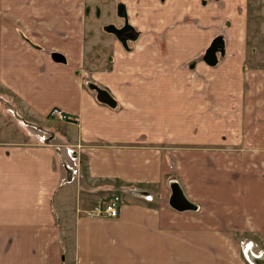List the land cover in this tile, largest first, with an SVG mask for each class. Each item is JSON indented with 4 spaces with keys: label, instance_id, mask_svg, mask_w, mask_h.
<instances>
[{
    "label": "crops",
    "instance_id": "obj_1",
    "mask_svg": "<svg viewBox=\"0 0 264 264\" xmlns=\"http://www.w3.org/2000/svg\"><path fill=\"white\" fill-rule=\"evenodd\" d=\"M60 1L58 11L53 0L1 8L0 264H212L202 228L264 232V68L248 61L241 0H117L119 36L98 6L86 19L88 6L72 11L82 0ZM53 108L76 122L44 125ZM5 116L32 130L18 135ZM170 183L195 210L169 205ZM139 189L152 201L130 198L114 218L85 214ZM215 201L227 209L219 222Z\"/></svg>",
    "mask_w": 264,
    "mask_h": 264
},
{
    "label": "rangeland",
    "instance_id": "obj_2",
    "mask_svg": "<svg viewBox=\"0 0 264 264\" xmlns=\"http://www.w3.org/2000/svg\"><path fill=\"white\" fill-rule=\"evenodd\" d=\"M2 1L4 3H2ZM8 1L10 2H6V0H0V14L2 11L1 8H3L4 12H7L8 11V9H6L7 6H9L10 8L15 7L19 3L18 0H8ZM104 1L105 3H103V0H86V1L82 0L81 5H79V2H78V5L77 6L74 5V9H73V6H72L73 3H72L70 4V6H67L66 11H69V9L71 11V9H73L72 11L74 15H77V14L81 15L83 12L82 6H88L90 10H89V13L85 15L86 19H88L89 16H93L92 14L95 13L94 7L98 6L100 8V13L102 14L104 12V14L101 17V21H103L104 23H107L108 25L116 24L120 22L117 14L113 13V9L117 12L116 10L117 0H104ZM241 2L247 14L246 34H247L248 47H249L248 61L250 62V65H254L258 68H264V0H241ZM60 3H61L60 0H53L52 10L58 11L61 8ZM118 12H121L120 5H118ZM18 22L22 23L21 21H18ZM120 28H116L110 25L107 32L108 34L110 35L113 34L114 36L116 35V30ZM222 43H224L223 39H222ZM50 112H49V115H50ZM17 121L19 120L16 119V121H14L13 123H10V119L7 118V116H5L2 118V126H5V128L8 127V125L15 126V128L17 129L18 135L23 134L22 129L27 130V131H29V129L32 130L29 127V124L19 125ZM42 123L44 125H49L53 128H57V124L61 125V124H66L70 122H61L60 120L51 116L46 122L44 119ZM58 127H61V126H58ZM70 130L73 131L74 128H70ZM26 136H27V133H26ZM171 185L172 184L170 183V190H169L170 193H169L168 200H167L168 203H169V198L172 194ZM139 190L137 191V193L136 191H132L131 193L114 192L112 193V195L119 196L120 205H122V203L124 202L129 201L130 198L133 200L140 199L141 203L143 202L147 203V202L152 201L153 196H151L150 194H142V197H141L139 193L141 192V189ZM70 194L73 195V193H70ZM72 198L73 196H71L69 199H72ZM215 202L212 205V211H210L209 213L211 214L210 217L212 218V220L219 222L221 218L219 216L225 215L226 217L227 214L225 212L222 213V211L227 210V209H225V207L221 205L219 202H216V203ZM56 206H58V204ZM200 206L202 210H200L199 214L207 213V211L204 210L207 206L205 205H200ZM59 208L61 209V212L64 213L65 215L66 210L68 208L63 204L62 206L59 205ZM206 216L208 215H202L201 218H205ZM233 217H236V216L233 215ZM201 232L209 233L210 236H212L211 237L212 239L210 240L211 241L210 249L208 250V252L206 251V253L210 254L212 258H214L212 259V264H251L248 258V254L251 253L256 256V255H262L264 253V232L257 233L255 229L241 230L240 228H233V227L228 228L223 225L220 228L219 227L202 228ZM260 233H262V235H260ZM61 235L64 241V246L67 249L66 255H71L75 253V250H74L75 238H74L72 229L70 228L67 231V233H64V234L61 233ZM84 240L87 241V239H84ZM105 262H108V260L105 259Z\"/></svg>",
    "mask_w": 264,
    "mask_h": 264
},
{
    "label": "water",
    "instance_id": "obj_3",
    "mask_svg": "<svg viewBox=\"0 0 264 264\" xmlns=\"http://www.w3.org/2000/svg\"><path fill=\"white\" fill-rule=\"evenodd\" d=\"M222 38L216 37L210 46L207 48L204 54V61L208 65H213L216 63V52L222 51ZM53 60L55 62H64V58L62 55L54 53L52 54ZM95 90L99 95V100L109 106L114 105V101L112 98L106 94L104 91L99 90L95 87ZM172 194L169 198L170 206L177 211H186V210H195L196 206L191 203L182 193V191L178 188L177 184L173 183L172 185ZM251 254V253H250ZM249 258V257H248ZM251 264H264V253L259 256H255L251 254V260L249 259Z\"/></svg>",
    "mask_w": 264,
    "mask_h": 264
},
{
    "label": "built area",
    "instance_id": "obj_4",
    "mask_svg": "<svg viewBox=\"0 0 264 264\" xmlns=\"http://www.w3.org/2000/svg\"><path fill=\"white\" fill-rule=\"evenodd\" d=\"M50 115L63 122H74L76 118L73 115L66 113L62 109L54 108L51 110ZM75 160V161H74ZM73 162H76V158H72ZM68 169H71L72 173L76 175V168L73 165H68ZM120 207V198L117 195H112L106 201H98L93 204L85 214L91 218H114L118 215Z\"/></svg>",
    "mask_w": 264,
    "mask_h": 264
},
{
    "label": "flooded vegetation",
    "instance_id": "obj_5",
    "mask_svg": "<svg viewBox=\"0 0 264 264\" xmlns=\"http://www.w3.org/2000/svg\"><path fill=\"white\" fill-rule=\"evenodd\" d=\"M122 31H120V29L116 30V35L119 36V34L121 33ZM218 52V51H217ZM216 52V53H217Z\"/></svg>",
    "mask_w": 264,
    "mask_h": 264
},
{
    "label": "bare ground",
    "instance_id": "obj_6",
    "mask_svg": "<svg viewBox=\"0 0 264 264\" xmlns=\"http://www.w3.org/2000/svg\"><path fill=\"white\" fill-rule=\"evenodd\" d=\"M250 258H251V254H249Z\"/></svg>",
    "mask_w": 264,
    "mask_h": 264
}]
</instances>
